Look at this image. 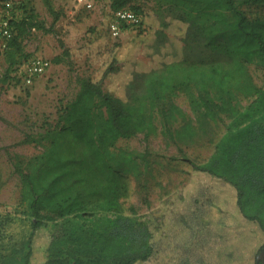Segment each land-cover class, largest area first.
I'll use <instances>...</instances> for the list:
<instances>
[{"label":"trees","instance_id":"obj_1","mask_svg":"<svg viewBox=\"0 0 264 264\" xmlns=\"http://www.w3.org/2000/svg\"><path fill=\"white\" fill-rule=\"evenodd\" d=\"M171 1L169 19L184 28L178 56L148 68L126 66L120 73L115 58L105 64L101 78L80 77L50 143L29 170L20 172L16 212L30 229L22 245L9 253L11 264H37L34 240L40 232L46 248L39 264H140L157 253L150 222L122 210L121 198L128 192L122 175L132 169V154L110 150L119 138L151 133L154 114L162 135L181 151V142L193 144L197 135L213 139L224 122L211 155L202 162L190 161L194 170L225 183L227 195L210 203L216 213L199 208V217L180 222L181 229L190 230L184 228L191 236L186 247L204 251L203 264H211L212 253L205 250H228L231 243L226 257L212 264H264V256L258 257L264 243L258 247L252 238L253 229L264 235V87L253 82L245 64L264 66V15L249 16L243 9L264 5V0ZM125 3L113 0L112 10ZM170 22L164 18L153 30L154 52L161 53L168 44ZM10 24L12 36L4 48L9 67L22 54V40L32 29L52 31L32 8ZM107 77L118 79L119 93L104 89ZM179 88L187 91L196 125L175 101ZM239 95L250 99L242 105ZM194 200L187 207L192 212ZM13 220V214L4 212L0 227ZM236 236L245 242L233 243Z\"/></svg>","mask_w":264,"mask_h":264},{"label":"rangeland","instance_id":"obj_2","mask_svg":"<svg viewBox=\"0 0 264 264\" xmlns=\"http://www.w3.org/2000/svg\"><path fill=\"white\" fill-rule=\"evenodd\" d=\"M171 4V0H126V7L143 14L144 23L127 28L114 38L108 30L113 0H96L91 8L79 5L76 0H0V19H19L25 10L32 8L47 27L52 26L50 32L32 29L23 38L22 54L15 55L16 63L11 67L3 47L4 39H0V215L10 212L14 216L13 222L0 227V264H11L9 253L22 245L30 229L29 222L16 212L21 193L20 172L29 170L33 158L50 143L60 126L59 114L80 87L79 78H101L105 64L115 58L118 73L126 66L148 68L161 60L176 58L183 45L184 28L169 19ZM243 9L249 16L264 15V5H243ZM164 18L171 21L166 28L169 42L157 53L151 46L153 30L159 28ZM33 56L47 59L50 65L27 84L17 77L18 69ZM245 64L253 82L264 87V66L257 62ZM118 83V79L111 81L107 77L103 87L119 93ZM249 97L239 95L240 103L246 104ZM175 101L196 125L185 89L176 90ZM153 119L155 129L148 135L138 133L119 138L110 146L116 154H132L129 163L132 169L122 175L128 185L127 194L121 198L122 210L137 220L150 222L154 228L157 253L140 264H186L187 261L200 264L204 251L186 247L190 230L184 227L188 232L184 231L179 224L186 218L199 217V208L202 211L209 208L210 215L216 213L217 208H211L210 203L227 195L225 183L194 170L190 161L202 162L211 155L213 142L223 131L224 122L213 139L197 135L193 144L182 141L184 151H181L160 132L157 114ZM193 199L197 201L192 207L195 213L187 209ZM234 224L236 227L237 222ZM251 226L248 223L247 227ZM253 232L252 238L258 240L259 247L264 243V235L255 229ZM45 240V235L37 234L33 263L39 264L45 257ZM242 242L245 241H240L238 236L233 239L235 244ZM232 246L228 243V250ZM228 250L222 247L205 253H212V264L221 256L226 257ZM251 262L241 260L239 264Z\"/></svg>","mask_w":264,"mask_h":264},{"label":"built area","instance_id":"obj_3","mask_svg":"<svg viewBox=\"0 0 264 264\" xmlns=\"http://www.w3.org/2000/svg\"><path fill=\"white\" fill-rule=\"evenodd\" d=\"M79 5L91 8L96 0H76ZM143 24V16L140 12L129 7H121L112 10L111 18L108 22V30L112 37H120L127 28L139 27ZM12 36V27L9 19H0V39H4L3 47ZM50 62L41 57L33 56L18 69V76L30 84L36 77L43 74L49 67Z\"/></svg>","mask_w":264,"mask_h":264},{"label":"water","instance_id":"obj_4","mask_svg":"<svg viewBox=\"0 0 264 264\" xmlns=\"http://www.w3.org/2000/svg\"><path fill=\"white\" fill-rule=\"evenodd\" d=\"M263 256H264V246H263L261 252L259 253L258 257H263Z\"/></svg>","mask_w":264,"mask_h":264}]
</instances>
